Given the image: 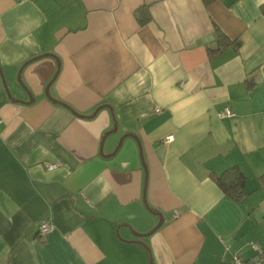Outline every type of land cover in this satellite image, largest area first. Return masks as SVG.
<instances>
[{
	"label": "crops",
	"instance_id": "obj_1",
	"mask_svg": "<svg viewBox=\"0 0 264 264\" xmlns=\"http://www.w3.org/2000/svg\"><path fill=\"white\" fill-rule=\"evenodd\" d=\"M263 176L264 0H0V264L255 258Z\"/></svg>",
	"mask_w": 264,
	"mask_h": 264
},
{
	"label": "trees",
	"instance_id": "obj_2",
	"mask_svg": "<svg viewBox=\"0 0 264 264\" xmlns=\"http://www.w3.org/2000/svg\"><path fill=\"white\" fill-rule=\"evenodd\" d=\"M204 1L207 4H209L215 0H204ZM141 21H144V20L141 18ZM216 30L218 32V36L221 38L219 40V48L217 51H221L225 47L233 45V44L237 45V41L232 40L229 37H227V35L222 33L219 28H216ZM215 181L225 193L229 194L230 196L236 199L244 198L247 193L244 190L246 181H247V176L240 169L238 165H234L226 169L221 175L215 177Z\"/></svg>",
	"mask_w": 264,
	"mask_h": 264
},
{
	"label": "built area",
	"instance_id": "obj_3",
	"mask_svg": "<svg viewBox=\"0 0 264 264\" xmlns=\"http://www.w3.org/2000/svg\"><path fill=\"white\" fill-rule=\"evenodd\" d=\"M156 112H160L161 109L158 107L155 110ZM221 117H231L234 115V112L230 108H225L223 112H221ZM174 140L173 135H169L165 138L166 142H172ZM47 169L48 170H55L58 168L59 164L58 163H46ZM52 229V225L48 219H42L40 224H39V231L38 235L39 237L45 236L48 232H50ZM251 245L253 249L256 252V257L246 260L243 257L239 255H234L230 259L227 260L225 264H264V248L255 241L251 242Z\"/></svg>",
	"mask_w": 264,
	"mask_h": 264
},
{
	"label": "water",
	"instance_id": "obj_4",
	"mask_svg": "<svg viewBox=\"0 0 264 264\" xmlns=\"http://www.w3.org/2000/svg\"><path fill=\"white\" fill-rule=\"evenodd\" d=\"M161 225V223L158 225V226H160ZM155 230V229H154Z\"/></svg>",
	"mask_w": 264,
	"mask_h": 264
}]
</instances>
